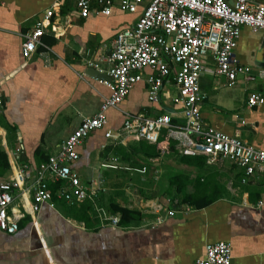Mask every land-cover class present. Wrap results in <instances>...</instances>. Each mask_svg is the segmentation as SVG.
<instances>
[{
    "label": "crops",
    "instance_id": "obj_1",
    "mask_svg": "<svg viewBox=\"0 0 264 264\" xmlns=\"http://www.w3.org/2000/svg\"><path fill=\"white\" fill-rule=\"evenodd\" d=\"M137 17L116 6L108 16L81 18L68 1L0 0V140L10 164L0 181L16 165L34 167L55 154L82 119L97 113L110 96L108 80L86 75L88 62L106 74L107 63L98 59L110 54L115 35L132 27ZM41 20L44 46L25 53L23 35ZM234 56L256 79L239 75L230 87L212 73L215 62L207 55L198 81L205 94L201 120L264 151V110L247 105L250 93L264 95V77H258L264 70V30L241 27ZM141 74L153 71L146 68ZM175 94L169 77L158 101L151 103L141 81L118 109L108 110L106 127L82 142L71 164L82 186L95 195L69 205L55 196L62 183L49 182L53 194L48 202L35 214L27 209L15 234L0 231V264H193L204 257L206 245L216 242L230 245V264H264L263 173L243 183V170L225 160L207 163L204 157L180 155L171 140L175 152L157 143L165 132L157 144L119 136L125 114H168L174 124H182V107L172 102ZM107 131L112 138H105ZM209 199L206 206H192ZM14 205L21 201L16 198ZM114 206L139 216L122 223ZM110 217L118 224L112 225Z\"/></svg>",
    "mask_w": 264,
    "mask_h": 264
},
{
    "label": "built area",
    "instance_id": "obj_2",
    "mask_svg": "<svg viewBox=\"0 0 264 264\" xmlns=\"http://www.w3.org/2000/svg\"><path fill=\"white\" fill-rule=\"evenodd\" d=\"M59 1L72 2L81 18L90 14L108 16L114 6L138 17L132 27L115 35L110 54L98 59L108 65L105 72L110 81L105 86L110 96L103 99L97 113L82 119L46 161L34 167L16 165L11 175L0 181L1 232L15 234L27 209L35 214L48 202L49 182L62 183L55 196L69 205L95 195L82 186L71 168V164L78 160L77 148L91 133L106 127L107 111L118 109L132 87L141 81L147 85V99L152 103L158 101L165 79L172 77L176 88L172 102L182 107L183 123L174 124L168 114L155 118L125 114L119 136L133 135L154 144L165 132L182 156L204 157L207 163L225 160L242 169L243 183L256 172L264 174V151L249 147L202 122L199 107L205 94L198 82L206 71L204 61L209 54L215 62L212 73L224 77L228 86H233L239 75L246 81L256 79L249 67L239 64L234 49L241 27H248L253 32L264 30V3L257 0H234L231 4L225 0ZM51 16L49 9L44 20L48 21ZM44 20L37 21L34 28L23 35L25 53L44 46L40 40ZM88 66L103 72L95 62L89 61ZM146 68L153 74L143 76L141 72ZM258 77H264V70L258 73ZM247 105L264 110V95L250 93ZM104 136L107 139L113 137L108 131ZM16 198L21 201L19 207L14 205ZM108 220L112 225L119 222L114 217ZM230 261V245L216 242L206 245L204 257L196 259L193 264H230Z\"/></svg>",
    "mask_w": 264,
    "mask_h": 264
},
{
    "label": "trees",
    "instance_id": "obj_3",
    "mask_svg": "<svg viewBox=\"0 0 264 264\" xmlns=\"http://www.w3.org/2000/svg\"><path fill=\"white\" fill-rule=\"evenodd\" d=\"M163 137L164 138L160 139L157 143H165L167 149H170L171 151L175 152V147L172 144V142L170 140H168L165 136H163ZM156 146L153 147V148L156 149ZM9 170H10V164H9V161H8V157H7V154H6V152H5L4 148H3L2 144H1V140H0V178H4L8 174ZM179 181H181V178L175 179L176 183H178ZM186 182H188L187 179H186ZM196 193L197 192L194 193L195 196L197 195ZM51 194H53V192L50 190L49 191V195H51ZM193 195H190V196L187 195L186 198L192 197ZM182 196H184V195L182 194ZM183 201L185 202L186 199L184 200V198H183ZM210 202H211V199H209V200H207L205 202H200V203L196 202V203L192 204V206H195V207L199 208V207L206 206ZM112 211L114 213H119L120 214V216H121L120 222H122V223H128L131 220H134L135 218H137L139 216V214L134 212V211H129V210L125 209V208H120L118 206H114Z\"/></svg>",
    "mask_w": 264,
    "mask_h": 264
},
{
    "label": "water",
    "instance_id": "obj_4",
    "mask_svg": "<svg viewBox=\"0 0 264 264\" xmlns=\"http://www.w3.org/2000/svg\"><path fill=\"white\" fill-rule=\"evenodd\" d=\"M86 75H88L89 77H94L99 80L107 78V80L110 81V78L105 73H100L98 70H96L93 67H89L87 69Z\"/></svg>",
    "mask_w": 264,
    "mask_h": 264
}]
</instances>
